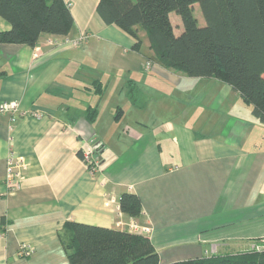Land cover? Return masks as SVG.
<instances>
[{
	"label": "crops",
	"instance_id": "obj_1",
	"mask_svg": "<svg viewBox=\"0 0 264 264\" xmlns=\"http://www.w3.org/2000/svg\"><path fill=\"white\" fill-rule=\"evenodd\" d=\"M65 2L69 34L0 43V102L43 113L0 114V264H71L69 221L148 225L160 264L264 248V123L251 106L223 81L152 60L142 31L134 49L131 34L104 22L99 0ZM10 28L0 16V31ZM83 33L82 44L65 42ZM93 138L96 171L83 159ZM11 147L29 163L14 189ZM126 191L142 200L138 218L119 210Z\"/></svg>",
	"mask_w": 264,
	"mask_h": 264
},
{
	"label": "trees",
	"instance_id": "obj_2",
	"mask_svg": "<svg viewBox=\"0 0 264 264\" xmlns=\"http://www.w3.org/2000/svg\"><path fill=\"white\" fill-rule=\"evenodd\" d=\"M196 4L204 25L194 13ZM97 11L105 23L131 34L138 51L144 42L143 30L150 58L165 68L231 85L264 123V0H99ZM173 12L182 20L179 34L171 20ZM0 16L11 24L10 29L0 31V43L35 46L42 33L67 35L75 24L65 0H0ZM136 90L130 88L134 99ZM97 115L96 108L90 109L91 121ZM120 208L138 218L142 200L126 191L120 197ZM66 223L73 234L67 246L71 264H160L159 253L145 234ZM170 264H264V248Z\"/></svg>",
	"mask_w": 264,
	"mask_h": 264
},
{
	"label": "built area",
	"instance_id": "obj_3",
	"mask_svg": "<svg viewBox=\"0 0 264 264\" xmlns=\"http://www.w3.org/2000/svg\"><path fill=\"white\" fill-rule=\"evenodd\" d=\"M89 38V34L83 33L78 38H65V42L70 43L72 45H79L82 44L84 41H86ZM58 40H54V42H57ZM40 49V47H38ZM150 64V62L148 63ZM22 111L21 109V103L18 100H5L0 102V114L4 113H10V114H17ZM23 113V111L21 112ZM30 114L35 117H42L43 113L40 111H26L23 114ZM99 142V141H98ZM101 143V142H100ZM97 145V146H95ZM99 148L98 143L89 142L88 147L83 152V159L86 162L88 168L91 171H96L100 164V158H99ZM6 164H7V170H6V179L5 182L7 184V187L14 189L19 187L20 181L23 177L24 171L28 168V161L25 158V156L19 154L13 147L9 148L7 157H6ZM115 201V199H113ZM120 210V206H119ZM128 227L131 231L146 234L150 231L151 227L148 225H141L134 219H132ZM260 248V247H258ZM31 248H22L21 254L28 255L31 253Z\"/></svg>",
	"mask_w": 264,
	"mask_h": 264
},
{
	"label": "rangeland",
	"instance_id": "obj_4",
	"mask_svg": "<svg viewBox=\"0 0 264 264\" xmlns=\"http://www.w3.org/2000/svg\"><path fill=\"white\" fill-rule=\"evenodd\" d=\"M195 12V15L198 17V19H199V23L201 24V25H204L206 22H205V18H204V16H203V13H202V10H201V7H200V5L199 4H196L195 5V10H194ZM172 15H173V18L174 19H176V18H178L179 20H180V22H182V20H181V17H180V15H178L176 12H173L172 13ZM176 28V32L177 33H181L182 32V30H183V24H182V26H181V30L178 28V26H176L175 27ZM142 31V33L144 32L143 30H141ZM145 42L147 43L148 42V39H147V37L145 36ZM149 63V62H148ZM148 65H150V64H148ZM93 141V143H95L96 144V142L98 143V148L100 149L99 150V153H100V151L102 150V143H100V141L98 142V140H96V139H91V141L90 142H92ZM95 146H97V145H95ZM141 225H144V224H141ZM261 248V247H260Z\"/></svg>",
	"mask_w": 264,
	"mask_h": 264
}]
</instances>
